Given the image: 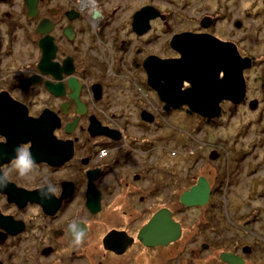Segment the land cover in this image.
Returning <instances> with one entry per match:
<instances>
[{"label":"flooded vegetation","instance_id":"af4514ba","mask_svg":"<svg viewBox=\"0 0 264 264\" xmlns=\"http://www.w3.org/2000/svg\"><path fill=\"white\" fill-rule=\"evenodd\" d=\"M147 7L156 16L138 31L135 15ZM117 10L111 0H0V170L8 173L7 187L0 189V264H141L140 254L161 250L167 253H160L158 264H259L264 237L227 236L218 225L211 228L212 211L226 205L221 180L164 168V159L177 152V146L164 150L174 140L165 122L174 112H194L188 106L167 109L148 73L149 65L180 57L171 40L187 32L233 43L251 58L247 86L256 57L244 54L238 39L214 34L213 15L164 45L151 36L152 25L167 21L178 7L145 4L126 27L118 24L119 32L111 33ZM45 36L56 46L57 70L51 62L39 65ZM158 44L161 51L154 49ZM20 145L35 160L30 178L19 177L11 164ZM201 179L209 184L207 202L184 203ZM45 181L56 186L58 197L41 199ZM195 210L201 213L189 224L187 212ZM162 211L172 220L169 233L160 236L167 241L150 244L153 237L144 228ZM251 214L242 224L257 220ZM72 222L85 230L79 246L72 243Z\"/></svg>","mask_w":264,"mask_h":264},{"label":"rangeland","instance_id":"374dc122","mask_svg":"<svg viewBox=\"0 0 264 264\" xmlns=\"http://www.w3.org/2000/svg\"><path fill=\"white\" fill-rule=\"evenodd\" d=\"M111 1L118 7L120 16L115 18L117 25L111 28V33L119 32L121 28H118V24L126 27L136 9L145 4L169 11L178 7L180 11L168 17L167 21L163 18L153 23L151 36H159V43L166 45L167 40L178 31L200 28L202 18L213 15L215 24L210 27L214 34L223 39H238V46L244 54L251 53L256 57L257 65L248 70L247 95L242 103L235 105L223 101L221 114L213 120L196 113L187 114L183 112L184 109L172 113L168 122H165V128L174 135V140L167 143L164 150L167 152L171 146H177V152L165 158L163 165L166 169L176 171L179 176L190 170L192 174L205 173L214 181L221 180L220 186L228 191L225 196L226 205L223 211H212L215 217L210 219L211 228L218 225L221 234L227 236L258 234L264 237V0ZM227 15L235 17V20L232 21ZM154 49L161 51V46L158 44ZM203 145V149H197ZM193 153L194 157L199 154L204 157L196 163L194 157H191ZM192 164L194 166L190 168ZM187 213V222L190 224L201 212L195 210ZM251 213L255 214L257 220L249 225L242 224L245 216ZM214 232L210 230L211 234ZM247 241L250 242V239L247 238ZM259 247L256 260L263 264L264 242ZM160 253L167 251L152 252L147 256L140 254L141 264H158Z\"/></svg>","mask_w":264,"mask_h":264},{"label":"water","instance_id":"95a60500","mask_svg":"<svg viewBox=\"0 0 264 264\" xmlns=\"http://www.w3.org/2000/svg\"><path fill=\"white\" fill-rule=\"evenodd\" d=\"M152 12L155 10L147 7L136 14V30L149 27L150 18L156 16ZM43 29L42 24L40 30ZM171 45L180 52L179 58L160 60L148 66L150 83L160 93L167 109L188 106L190 111L213 120L221 114L223 101L235 105L243 102L247 93L244 71L253 63L251 58L240 55L235 44L224 42L213 35L187 32L175 35ZM41 47L43 58L40 67L44 69L47 62H51V66L57 70L58 66L53 62L56 51L53 38L45 36L41 40ZM185 82L189 84L188 88H183ZM208 198L209 184L201 179L182 199L188 205H199L206 203ZM171 224L168 211L157 213L144 228V234L153 237L149 243H165L167 240H162L160 236L165 237L169 233ZM178 232L176 229L175 233ZM225 257L232 260L230 254Z\"/></svg>","mask_w":264,"mask_h":264},{"label":"clouds","instance_id":"9594fccd","mask_svg":"<svg viewBox=\"0 0 264 264\" xmlns=\"http://www.w3.org/2000/svg\"><path fill=\"white\" fill-rule=\"evenodd\" d=\"M15 151V156L13 157L11 164L12 167L16 170L19 177L21 178H30L35 169V160L30 152V150L24 146L20 145ZM8 184V173L0 170V189L6 188ZM59 193L55 185L50 181H45L40 188V197L44 200H50L52 196L58 197ZM69 231L73 236L72 243L75 246H79L83 243L85 230L80 227L77 222H72L69 225Z\"/></svg>","mask_w":264,"mask_h":264},{"label":"bare ground","instance_id":"6f19581e","mask_svg":"<svg viewBox=\"0 0 264 264\" xmlns=\"http://www.w3.org/2000/svg\"><path fill=\"white\" fill-rule=\"evenodd\" d=\"M95 20H97V19H99L100 17H99V14L98 15H96V17H93Z\"/></svg>","mask_w":264,"mask_h":264},{"label":"trees","instance_id":"16d2710c","mask_svg":"<svg viewBox=\"0 0 264 264\" xmlns=\"http://www.w3.org/2000/svg\"><path fill=\"white\" fill-rule=\"evenodd\" d=\"M209 123L211 122V121H208ZM240 156H242V155H240Z\"/></svg>","mask_w":264,"mask_h":264}]
</instances>
